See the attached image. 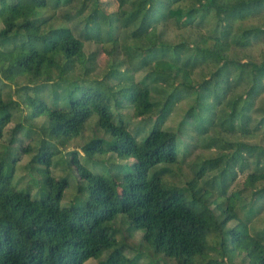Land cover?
I'll list each match as a JSON object with an SVG mask.
<instances>
[{
  "label": "trees",
  "instance_id": "16d2710c",
  "mask_svg": "<svg viewBox=\"0 0 264 264\" xmlns=\"http://www.w3.org/2000/svg\"><path fill=\"white\" fill-rule=\"evenodd\" d=\"M70 2L0 0V139L21 110L2 93L5 82L23 93L26 111L12 134L29 137L25 124L44 120L35 147L19 145L0 161V264H135L115 241L110 224L117 215L128 236L140 231V244L160 257L151 264H264V107L255 109L257 120L251 116L264 94V0H114L112 11L105 8L112 0H77L65 23L88 8L87 15L72 27L57 24L52 9ZM169 23L207 34L171 43L163 36ZM84 42L100 49L85 56ZM255 46L263 49L258 62L231 56L232 49ZM118 47L133 62L131 72L111 61L101 79L86 80L98 53L111 58ZM77 66L80 79H71ZM139 72L145 73L135 81ZM185 100L190 104L174 129L165 127ZM122 111L138 120L133 128ZM90 121L80 153L124 162L112 163L104 177L90 173L77 150L65 152L67 166L86 184L77 191L87 197L62 207L67 179L51 176V160L56 146L80 138ZM197 150L211 156L199 153L181 184L168 182L169 167ZM29 153L44 167L36 169L34 192L18 191L10 179L19 156ZM5 162L12 164L6 171Z\"/></svg>",
  "mask_w": 264,
  "mask_h": 264
},
{
  "label": "rangeland",
  "instance_id": "374dc122",
  "mask_svg": "<svg viewBox=\"0 0 264 264\" xmlns=\"http://www.w3.org/2000/svg\"><path fill=\"white\" fill-rule=\"evenodd\" d=\"M60 1V0H59ZM77 0H71V2L64 6V4H59V7L56 9H51L54 11V14L57 19L58 23H64L68 26L72 27L79 19L85 17L88 13V8L83 9V15L82 17L75 19L74 21H67L64 19V14L66 15H73L78 10V4L76 2ZM103 2L105 1H111V0H101ZM50 4L52 3V0H49ZM115 2L112 0V3L105 7L107 11H112L115 8ZM117 27L118 24L116 23ZM77 27V26H76ZM81 25L79 26V28ZM78 29V27H77ZM77 31V30H76ZM76 34V32H74ZM74 34V35H75ZM207 29L201 28L199 30L192 29L190 27H183L179 28L175 26L174 24L169 23L166 27V31L163 33L164 40H167L171 43H180V42H186V43H192L196 41L199 37V35H206ZM119 44V42H118ZM130 44V43H129ZM100 49L99 45L93 43V42H84L83 43V53L85 56H87L89 53L93 51H98ZM263 52V49L261 46H255L251 47L245 50H234L231 51V56H235L238 59L245 58L246 60H253L258 62L259 57L261 53ZM84 56V57H85ZM111 61L113 62L112 65H114L117 70L119 71H126L131 72L132 67L131 64L133 62L130 61V59L127 56V53L121 48L118 47L114 55L109 58L105 54L99 52L96 60H95V70L91 74H89L88 77H86V80L90 79H101L104 73L107 71L108 68H110ZM199 70H196L192 75V81L194 84H196L200 80L199 76ZM204 72V69L201 71ZM145 72H139L136 75H134V80L139 81ZM81 71L80 66H77V68L74 69L72 72L71 79H74L77 77V79H80ZM83 79V78H82ZM7 87L3 89V94L6 97V94H10L12 99L17 101L20 105V109L18 112H14L10 122L4 127L2 132V138L0 139V161L4 159V157L7 155H12L15 153L18 149V146L21 145V148H24L25 145L29 142H31V146L35 147L36 142L41 138V135H39L40 127L44 125L43 118H36L32 120L31 122H28L25 124V129L23 134H27L29 137H24L22 133H16L12 134V130L15 126V124L20 122V119L23 118L26 114V111L24 109V104L21 101L23 93L16 92L14 90V84L10 82H5ZM15 84L18 86H21L23 84V81H18L16 79ZM189 101L185 100L176 105L174 108L175 114L171 115L169 120L165 123V127L169 129H174L176 126V123L180 120V116L183 114V112L186 110V108L189 106ZM259 107H264V94L261 95V97L257 100V102L254 105V109L251 112V116L253 119L257 120L259 116L255 114V109ZM121 117L128 121L129 126L132 128L134 127V124L137 123V119H132L131 112L130 111H122ZM29 126L31 127L29 129ZM93 129V122L90 121V123H87L84 129L83 135L80 136V138H76L71 140L68 144L63 146L62 148L57 149L59 150L58 154L54 155V157L51 160V166L49 168V171L51 173V176L57 180L61 177H66L67 179V187L63 192V195L60 199V206L67 207L68 205H74V204H82L83 201L86 199L87 194L83 191H77V186L85 187V182L80 183L77 179L74 171L71 167L67 166V163L64 159L65 152L71 151V150H77L78 155L77 159L78 161L90 172L94 174H102L104 177L108 175L107 171L110 169V165L112 163L117 164H123L124 161L116 160L114 156L110 155H96V156H90V157H84L82 153H80V147L83 143H85L89 137L90 133ZM258 133H263V130L261 129ZM56 145V144H54ZM6 148L3 150V148ZM183 149V145H177L176 147V156L177 158H180L181 152ZM7 153V154H6ZM199 153H202L203 157L206 158L211 155H205L206 152L199 150L194 151L189 158H186L183 163L176 164L174 166H170V173L164 175L165 179L168 182H174L175 184L180 183L181 184V178L184 176H189V167L188 163L193 162L194 160H199ZM31 153L20 155L17 163L15 164L14 171L12 174V177L10 179V186L18 191H32L37 188V181L40 179L41 175H39L36 172V169H43L44 165L42 164H33L30 162L32 158ZM12 166L11 163L5 162L4 163V171L8 167ZM180 169V170H179ZM178 172H181L179 175ZM245 175V174H243ZM243 175L238 176L235 183L229 188V191L233 190L237 183L240 184V181L243 179ZM117 220L115 223L110 224V226H113V229L116 231L115 241L118 243H122L124 245L123 247V257L134 260L135 264H151L155 261H157L160 257L154 256L150 251L144 249L143 245L140 244V236L141 232H133V234L126 233L127 224L121 221V215H117ZM262 218L264 219V213L262 214ZM102 259V257H101ZM98 261H95L93 259H89L85 261L83 264H97ZM158 264H171L166 259L159 260Z\"/></svg>",
  "mask_w": 264,
  "mask_h": 264
}]
</instances>
